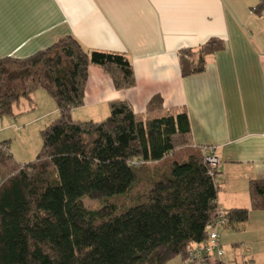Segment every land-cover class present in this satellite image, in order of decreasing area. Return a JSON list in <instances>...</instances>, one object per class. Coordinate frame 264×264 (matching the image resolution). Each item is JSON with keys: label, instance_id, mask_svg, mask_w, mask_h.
Wrapping results in <instances>:
<instances>
[{"label": "trees", "instance_id": "trees-1", "mask_svg": "<svg viewBox=\"0 0 264 264\" xmlns=\"http://www.w3.org/2000/svg\"><path fill=\"white\" fill-rule=\"evenodd\" d=\"M223 45L213 38L185 50L183 74L203 71L206 56ZM92 64L120 89L136 83L128 58L97 56L72 36L27 57L0 58V116L18 115L41 88L60 112L41 130L36 159L21 163L10 140L1 142L0 264H169L176 256L183 264L208 238L218 210L221 227L246 222L250 208L218 206L217 170L206 164L204 146L191 144L185 109L165 107L158 95L143 113L120 99L102 120L73 117ZM250 193L252 208L264 209V178L251 181ZM85 198L101 205L88 207Z\"/></svg>", "mask_w": 264, "mask_h": 264}, {"label": "crops", "instance_id": "crops-1", "mask_svg": "<svg viewBox=\"0 0 264 264\" xmlns=\"http://www.w3.org/2000/svg\"><path fill=\"white\" fill-rule=\"evenodd\" d=\"M260 2L0 0V58L27 57L66 36L97 56L128 58L135 85L120 89L103 67L92 64L85 102L72 110L73 117L102 120L110 114V103L120 99L143 113L158 95L165 107L185 109L191 144L213 146L220 158L218 206L251 210L239 228H219L225 260L240 264L250 257L264 264V209L252 208L250 193L251 181L264 178V9L257 11ZM213 38L222 40L223 47L206 56L203 71L184 75L185 50L198 51ZM45 93L41 88L33 100L24 99L18 115L0 116V146L10 140L11 151L21 163L32 158L19 145L29 134L26 124H35L34 154L37 129L59 116L57 104ZM27 111H33V116H26Z\"/></svg>", "mask_w": 264, "mask_h": 264}, {"label": "built area", "instance_id": "built-area-1", "mask_svg": "<svg viewBox=\"0 0 264 264\" xmlns=\"http://www.w3.org/2000/svg\"><path fill=\"white\" fill-rule=\"evenodd\" d=\"M204 160L210 167L211 172L216 170L220 165V158L216 154L213 146H204ZM226 222L225 212L220 209L217 212V218L207 225L208 238L197 243L191 250L190 256L183 264H230L225 260L224 247L221 244V234L219 227ZM240 264H259L252 258H245Z\"/></svg>", "mask_w": 264, "mask_h": 264}, {"label": "rangeland", "instance_id": "rangeland-1", "mask_svg": "<svg viewBox=\"0 0 264 264\" xmlns=\"http://www.w3.org/2000/svg\"><path fill=\"white\" fill-rule=\"evenodd\" d=\"M45 92V91H44ZM47 92V91H46ZM45 94H47L48 96H49V98H51L53 101L52 102H55V100L51 97V95L47 92V93H45ZM24 100V99H23ZM26 102V101H25ZM42 104V103H41ZM54 104V103H53ZM55 104H57L56 102H55ZM44 105V104H43ZM43 108H45V106H43ZM42 108V109H43ZM43 112H45V110H43ZM42 112V113H43ZM26 116H33V111H27V112H25L24 113ZM35 114V113H34ZM75 116L74 117H76L77 115L76 114H74ZM23 116V115H22ZM21 116V117H22ZM20 117V118H21ZM22 119H24V117L22 118ZM50 121V120H49ZM46 123H48V122H46ZM44 125L45 124H41V127H44ZM26 126L28 127V129H26V130H29V134L28 135H25V139H23V142L21 143V144H19L20 146H22L20 149L21 150H26V152H28L27 153V155L28 156H30V157H32L31 159H28L27 160V158H26V161L27 162H29V161H32V160H34V159H36V157H37V155H38V153H39V151H40V149H41V147H42V143H43V141H42V136H41V130H39V129H37V132H36V141H37V146H35V150H36V152L33 154H31V148L35 145V136H34V134H33V132H32V128L35 126V124H33V125H31V124H26ZM18 127H20V126H18V124L16 125V130L18 129ZM35 128V127H34ZM37 128V127H36ZM38 132H39V134H38ZM19 146V147H20ZM28 148V149H27ZM219 167V166H218ZM216 170H218V168L216 169ZM84 202H85V204L88 206V207H92V208H97V207H99L100 205H101V203H100V201L99 200H97V199H90V198H85L84 199ZM221 244L223 245V243L221 242ZM169 264H181V259L179 258V256H176V257H174L173 259H171L169 262H168Z\"/></svg>", "mask_w": 264, "mask_h": 264}]
</instances>
